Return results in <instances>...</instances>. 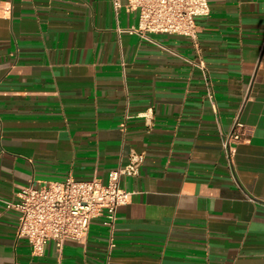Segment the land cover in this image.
I'll return each instance as SVG.
<instances>
[{"label": "crops", "instance_id": "1", "mask_svg": "<svg viewBox=\"0 0 264 264\" xmlns=\"http://www.w3.org/2000/svg\"><path fill=\"white\" fill-rule=\"evenodd\" d=\"M209 3L194 41L131 33L137 12L112 0H0V264H264V0ZM238 113L236 182L222 134ZM133 152L115 226L33 254L5 203L20 186L107 183Z\"/></svg>", "mask_w": 264, "mask_h": 264}, {"label": "built area", "instance_id": "2", "mask_svg": "<svg viewBox=\"0 0 264 264\" xmlns=\"http://www.w3.org/2000/svg\"><path fill=\"white\" fill-rule=\"evenodd\" d=\"M116 14L121 10L138 14V24L127 30L149 38L150 33L178 34L198 37V19L210 14L209 0H112ZM204 76L208 99L216 113L218 106L208 68L202 59L193 61ZM247 136V126L238 113L230 131L222 134L224 151L230 172L237 182L235 147ZM143 155L133 152L129 163L111 170L107 183L94 177L77 179L70 175L64 180H48L41 186L21 185L18 200H7L6 206L19 211L18 236L26 237L35 255L44 252L46 243L54 240L59 248L68 241L86 242L94 218L103 217L111 227L118 208L130 202L132 191L121 184L124 176L139 173Z\"/></svg>", "mask_w": 264, "mask_h": 264}]
</instances>
